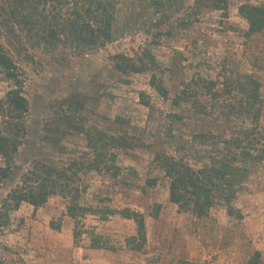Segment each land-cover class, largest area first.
<instances>
[{"label":"rangeland","instance_id":"1","mask_svg":"<svg viewBox=\"0 0 264 264\" xmlns=\"http://www.w3.org/2000/svg\"><path fill=\"white\" fill-rule=\"evenodd\" d=\"M112 1L119 37L104 48L81 58L23 52L14 56L26 74L23 92L29 113L11 175L0 186V204L37 156L49 104L76 94L86 99L87 125L138 139L135 148L115 152L120 169L116 179L97 172L82 176L87 190L80 203L101 211L129 209L142 214L145 241L134 250L139 241L130 240L136 237L132 220L112 215L103 221L99 215H86L79 219L82 234L75 243L73 221L63 215L65 202L54 196L41 208L23 203L8 213L0 229V264H245L253 251L260 253L264 264L263 164L245 165L248 176L229 204L232 215L220 203L208 217L197 219L169 202L168 181L155 161L156 154L165 153L207 163L199 159L201 141L193 135L212 131L228 139L231 129L249 127L240 116L233 129L234 123L198 113L199 104L221 111L237 104L238 96L233 90L214 103L201 80L215 81L220 91L226 79L255 77L263 103L259 132L264 136V29L247 37V22L238 14L241 5L262 6L264 0H227L225 11L199 6L197 0ZM143 50L156 61L150 71L121 74L113 68L114 56L136 58ZM151 75L166 87L167 99L151 87ZM186 84L191 98L174 105L172 100L182 97ZM12 87L0 71V99ZM63 143L71 152H86L80 135L71 134ZM40 154L59 165L68 158L47 147ZM97 237L102 248H91Z\"/></svg>","mask_w":264,"mask_h":264},{"label":"trees","instance_id":"2","mask_svg":"<svg viewBox=\"0 0 264 264\" xmlns=\"http://www.w3.org/2000/svg\"><path fill=\"white\" fill-rule=\"evenodd\" d=\"M197 4L211 10L227 9V0H197ZM115 6L112 0H0V71L13 85L0 99V186L10 177L27 132L29 103L23 92L26 74L14 56L23 52L33 57L34 54H42L61 59L81 58L104 48L119 37ZM238 14L247 22V37L264 29V5L243 4L238 8ZM112 59L115 61L113 68L121 74L144 73L157 66L148 50H143L136 58L116 55ZM201 82L205 85V94L214 103L229 96L233 90L238 96L237 104L221 111L211 108L209 103L199 104L198 113L207 119L220 117L225 122L234 123L233 129L238 128L234 119L240 116L248 121L249 127L244 124L237 131L231 129L228 139L212 131L193 135L192 139L201 141L197 151L201 156L199 159H206L207 163L194 159L191 163L165 153L155 155V161L168 181L169 202L179 212H189L197 219L208 217L209 210L220 203L226 204L228 215H232L233 209L229 204L248 176L245 165L250 162L264 165V136L259 132L263 109L259 81L251 75L226 79L220 91H216L215 81ZM150 85L161 98H168V90L155 75H151ZM185 86L180 91L182 97L176 96L172 100L174 105L191 98L188 85ZM192 97H196V93ZM85 104L86 99L76 94L49 104L37 156L22 175L20 183L0 204V229L8 220V213L17 210L21 204L38 209L49 198L57 196L65 202L63 215L73 221L75 243L82 234L77 229L80 218L99 215L104 221L108 216L119 215L134 222L136 237L130 240L139 241L133 247L139 250L145 241L142 214L129 209L113 211L106 208L101 211L80 203L87 190L82 176L97 172L116 179L120 169L115 166V152L135 148L138 140L127 133L115 135L87 125ZM141 104L148 107L149 103L141 101ZM173 116L178 117L176 114ZM71 134L82 136L85 153L71 152L64 146L65 138ZM255 134L262 139H256ZM44 147L51 153L68 158L60 165L47 160L40 154ZM102 244L101 238L97 237L91 242V248L100 249ZM259 256L260 253L254 251L245 264H260Z\"/></svg>","mask_w":264,"mask_h":264},{"label":"crops","instance_id":"3","mask_svg":"<svg viewBox=\"0 0 264 264\" xmlns=\"http://www.w3.org/2000/svg\"><path fill=\"white\" fill-rule=\"evenodd\" d=\"M254 252V251H253Z\"/></svg>","mask_w":264,"mask_h":264}]
</instances>
